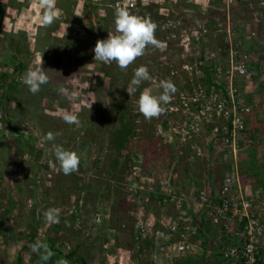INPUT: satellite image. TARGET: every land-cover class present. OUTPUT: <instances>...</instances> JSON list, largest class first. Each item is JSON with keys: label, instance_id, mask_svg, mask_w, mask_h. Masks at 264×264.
<instances>
[{"label": "rangeland", "instance_id": "1", "mask_svg": "<svg viewBox=\"0 0 264 264\" xmlns=\"http://www.w3.org/2000/svg\"><path fill=\"white\" fill-rule=\"evenodd\" d=\"M117 1L55 0L56 19L44 26L40 23L45 12L42 0H0V264H17L18 257L21 264H39L40 257L31 251L37 240L53 246L48 264H79L65 258L71 252L86 264H118V249L134 246L128 215L134 205L128 192L124 193L130 173L127 166L136 155L144 159L146 140L155 137L156 127L167 122L166 116L146 120L139 113L137 101L143 90H156L152 82H144L130 97L126 88L135 70L146 66L157 84L170 80L176 87H188L191 77L181 66L192 63L191 54L205 59L212 74L226 62L224 34H215L211 28H217L213 26L217 23L224 30L226 15H218L212 21L215 24L209 20L211 14L207 18L196 15L198 22L209 21L207 33L200 30L192 41L188 31L189 42L185 38L177 43L166 41L163 23L178 18L184 24L191 23L185 7L193 0L175 5L176 0H134L139 7H149L151 21L160 24L155 37L165 47L148 46L144 55L124 70L115 63L94 61L97 41L116 34L113 7ZM238 7L236 17L246 18L244 5ZM257 45L258 53L264 55V43ZM247 54L252 68L251 55ZM256 64L262 67L255 68L253 79L246 81L250 79L248 72L237 86L242 101L252 97V103L257 104L264 97V63ZM39 68L46 70L49 82L33 95L21 78L29 69ZM174 71L177 75H171ZM199 78L200 85H208L203 74ZM60 88L65 91L61 93ZM65 112L76 115L79 125L66 124L62 119ZM48 133L61 135L48 142ZM54 144L78 154V171L64 175L59 170ZM157 157L154 155L153 162ZM118 164L124 166L118 175L120 179L124 176V186L115 183ZM50 208L60 210L58 224L44 219ZM97 213L105 217L100 225L95 224ZM123 217L126 222L119 223ZM120 225L124 230H119ZM164 241L152 240L147 254L130 261L170 264L166 256H178L171 243ZM162 245L168 249L164 257L156 253Z\"/></svg>", "mask_w": 264, "mask_h": 264}, {"label": "built area", "instance_id": "2", "mask_svg": "<svg viewBox=\"0 0 264 264\" xmlns=\"http://www.w3.org/2000/svg\"><path fill=\"white\" fill-rule=\"evenodd\" d=\"M189 1V0H188ZM258 8H264V0H256ZM148 2V0H147ZM192 2V1H190ZM125 7L132 14L140 17L152 18L148 6L139 7L134 0H120L114 4ZM191 20L184 24L180 18L176 22L166 21L163 29L166 31V41L177 43L185 38L189 42L187 32L191 31V40L197 39L200 30L207 33L209 21L198 22L196 15L206 17V9L186 8ZM158 27L160 26L157 23ZM209 26V25H208ZM214 27L215 34L223 32L226 44V62L223 67L213 70L208 85H200V76L206 67L205 59L201 61L195 54H191L192 63L183 64L182 72L187 73L191 79V86H175L171 101L164 105L165 111L159 116H166V129H156L158 134L164 135L166 142H177L185 150L186 158H200L196 138L208 130L209 142H219L234 160L241 151L243 135L246 131V122L257 113V106L247 105L240 98L238 81L248 74L250 56L241 50L235 39V33L226 24L224 30L219 29V24ZM177 75V71L171 75ZM180 75V74H179ZM212 77V78H213ZM197 79L196 83H193ZM153 94H159L154 91ZM157 117V118H159ZM264 117V115H263ZM160 125V124H159ZM159 126L158 128H161ZM168 128V130H167ZM156 130V131H157ZM131 162L133 177L139 178L143 172L142 156H135ZM128 197L134 205L132 218L134 219V232L132 238L135 243L152 241L155 239L169 241L172 251L176 256L187 253L191 237L196 235V227L184 213L183 202L175 196L169 197L164 204L174 209V217L162 218L153 222L145 218L141 199L136 194V189L129 190ZM135 203V204H134ZM196 204L206 214L211 225L219 230L225 237L233 240L225 246L220 253L223 262L234 260L236 264H264V248L261 241L264 237V203L260 197H247L242 189L237 171L233 175L223 178L221 183L213 189L201 190L197 194ZM101 213L95 215V224L104 222Z\"/></svg>", "mask_w": 264, "mask_h": 264}, {"label": "crops", "instance_id": "3", "mask_svg": "<svg viewBox=\"0 0 264 264\" xmlns=\"http://www.w3.org/2000/svg\"><path fill=\"white\" fill-rule=\"evenodd\" d=\"M172 1L175 2V0ZM178 2L180 3L181 0H176V3L172 5ZM186 2L187 0H185ZM239 5H244L245 11L243 13H247L248 15L246 18L236 17V10L239 8ZM190 7L196 10L205 8L207 11L206 15L208 14L209 16L211 14L209 16L211 23L215 21L218 15H226L227 21L223 22V29L226 28V24H229L234 33L236 32L235 39L238 34V41L240 43L243 41V46L240 45L243 51L251 55L252 66L251 68L249 63L248 72L250 79L247 74L246 77L248 78L246 81L253 79L255 68L260 69L262 67L257 66L256 63H264V55L259 54L257 51V44L262 45L264 43V8H258L256 0H193L185 8ZM170 8H173L174 11L176 9L180 10L178 7ZM243 13L238 14L242 15ZM211 28L214 30L212 26ZM255 34L257 35L256 39L254 38ZM253 83L252 80V86ZM251 100H253L252 97L243 102L247 105H256L257 113L247 119L246 131L243 135L244 144H242L241 151L238 153L236 160L227 154L225 148L219 142H209L208 130H205L206 132L203 131L196 138L198 151L201 153L200 158H196V156L192 159L186 158L187 155H185V150L182 146L178 145L175 141L168 143L164 135L158 134L157 129H166V124L162 125L161 128L157 127L155 129L157 130L155 137L151 138L149 136V141L146 140L145 145L148 148L143 151L144 159L141 164L143 172L139 174L138 179L132 175L133 163L131 162L132 165L127 166L130 173L127 180L128 186L124 187V193L126 191L129 192L132 188L136 189V194L141 199L145 218L156 223L162 218L170 219L174 217V209L164 204V201L169 197L175 196L182 200L184 213L196 227V235L190 238L186 254L178 257H173L170 254L167 255L164 253L167 248L163 245V247L158 246L157 251L155 249L156 253L163 257L167 255L168 259H166L170 264H236L234 260L229 262L221 260V250L225 246L231 245L233 240L222 235L219 230L211 225L206 214L198 208L196 198L199 191L205 189L212 190L213 187L221 183L224 177L233 175L237 171L244 194L247 197H260L264 203V123L260 122L264 121V97L262 96L260 100L257 99L259 100L257 104L252 103ZM158 136L159 138L156 139ZM154 155L158 157L162 155V158L157 157V162H153ZM115 164L117 165V163H113L114 167L116 166ZM121 170L124 172V166L118 164L117 170L114 171L117 176L115 177V183L120 186L125 182L123 175L119 176L121 179L118 178ZM115 189L117 188L115 187ZM117 197L118 194L117 196L115 195V201L118 200ZM132 211L128 215L130 216V221H132L134 232ZM126 220L123 217L119 223L126 222ZM121 229L124 230V225H120L119 230L121 231ZM132 241L133 248L118 249V264L135 263L130 261V258L135 257L137 259L140 258L139 255L147 254L149 251L148 245L152 244V241H144L138 244L134 242L133 238ZM261 244L264 246V237ZM173 258H177L174 263L171 261Z\"/></svg>", "mask_w": 264, "mask_h": 264}, {"label": "clouds", "instance_id": "4", "mask_svg": "<svg viewBox=\"0 0 264 264\" xmlns=\"http://www.w3.org/2000/svg\"><path fill=\"white\" fill-rule=\"evenodd\" d=\"M41 7L45 9V12L40 23L44 26L52 25L56 19L55 0H42ZM114 24L116 34H108L106 39L97 41L93 49L94 61L103 64L115 63L121 70H124L138 57L143 56L148 46L151 45L160 49L165 47L162 42L156 39L155 32L158 25L150 18L134 15L125 7H117L114 12ZM48 82V76L44 68L29 69L21 78V83L33 95L40 92L42 86L48 84ZM144 82H152L155 90L159 93L153 94V88H145L137 101L139 113L146 120H151L164 113V105L171 101L176 88L170 80H161L157 84L149 69L146 66H140L135 70L133 78L126 88L129 96L134 95ZM59 91L63 93L65 90L60 88ZM62 119L70 126L79 125V120L74 114L65 112L62 114ZM59 135L61 134L48 133L45 140L53 142ZM53 154L59 170L64 175H71L78 171L80 157L76 152L65 149L62 145L54 144ZM44 219L49 224H58L60 222V210L56 208L48 209L44 212ZM31 251L39 256L45 264L54 255L49 246L39 240L32 245ZM61 264H67V261H61Z\"/></svg>", "mask_w": 264, "mask_h": 264}, {"label": "trees", "instance_id": "5", "mask_svg": "<svg viewBox=\"0 0 264 264\" xmlns=\"http://www.w3.org/2000/svg\"><path fill=\"white\" fill-rule=\"evenodd\" d=\"M19 66H20L21 69H23V67H24V66L21 65V64H20ZM203 73L205 74V78H206V80H207L208 82H210L211 79H212V75H211L212 70H210L209 67L206 66V67L203 69ZM49 249H50L51 251L53 250V246H52V244L49 245ZM74 257H75V253L71 252V253H69L68 255H66L65 258H67V260H71L72 262L76 261V262H78L79 264H86V263L84 262L83 259H79V258H76V257H75V259H74ZM38 262H39V264H45V262L42 261L40 258L38 259ZM17 264H21V258H20V257L17 258ZM47 264H48V262H47Z\"/></svg>", "mask_w": 264, "mask_h": 264}]
</instances>
